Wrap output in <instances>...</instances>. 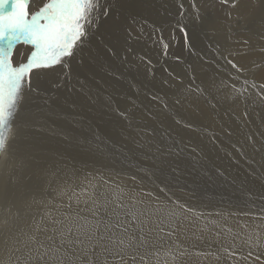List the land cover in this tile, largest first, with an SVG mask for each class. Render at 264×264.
Masks as SVG:
<instances>
[{
	"label": "bare ground",
	"instance_id": "6f19581e",
	"mask_svg": "<svg viewBox=\"0 0 264 264\" xmlns=\"http://www.w3.org/2000/svg\"><path fill=\"white\" fill-rule=\"evenodd\" d=\"M41 2L31 0L29 11ZM100 3L101 13L106 9L107 15L96 14L98 18L86 28L87 37L75 55L65 58L67 66L36 71L32 90L25 87L19 102L6 151L0 155V264H59L61 259L69 264L70 258L74 260L81 248L61 244L50 221L41 225H47V230L37 232V222L46 209L52 210L53 218L72 220L80 202L94 209L98 198L89 194L97 168L113 174L122 203L132 205L135 197L149 208L175 213L173 235L166 241L173 239L180 252L185 249L176 264H264L263 211L242 204L233 207L232 200L215 201L213 204L220 202L223 207L217 205L219 209L188 210L183 198H189V191L179 190L175 183L192 189L203 182L185 171L195 157L186 142L201 140L190 138L197 128L203 136L198 145L205 157L244 184L243 198H251L254 189L264 198V177L245 174L234 162L244 161L246 168L264 174V0ZM208 49L212 52L206 61ZM32 50L31 45L17 44L13 63L26 62ZM225 70L237 86L246 88L236 93L224 86L229 79ZM242 91L259 100L251 105ZM162 94L172 97L171 110L163 112L164 118L153 114L147 119L152 106L145 108L147 112L141 107L155 103ZM114 96L122 99L118 109L127 107L130 124L107 123V118H121L105 116L107 106L115 104ZM185 123L186 142L178 133ZM212 128L222 137H212L217 135L210 133ZM124 130H129L126 137L121 136ZM160 131L162 136H158ZM93 132L125 140L118 143L114 139L115 144L103 153L100 145L104 143H98L100 135L93 136ZM135 148L139 152H134ZM127 158L133 162L127 163ZM81 167L84 172L79 171ZM216 181L222 183L223 179L216 177ZM165 182L171 192L177 189L171 202L160 189ZM200 188L209 195L215 191L222 194ZM225 195L230 199L235 196ZM159 215L136 222L134 228L127 229V238L135 237L139 226L138 233L142 229L146 243L156 241L159 224L166 219ZM91 224L96 226L94 221ZM33 234L34 242L28 239ZM96 250H101L100 245ZM133 253L143 254L140 250L128 252L115 263L126 264ZM137 261L152 264L146 258Z\"/></svg>",
	"mask_w": 264,
	"mask_h": 264
},
{
	"label": "snow or ice",
	"instance_id": "6c2138e0",
	"mask_svg": "<svg viewBox=\"0 0 264 264\" xmlns=\"http://www.w3.org/2000/svg\"><path fill=\"white\" fill-rule=\"evenodd\" d=\"M30 2L31 0H0V155L6 151L11 124L23 98L24 89L27 87L28 90H32L33 74L59 64L66 67L65 58L75 55L77 46L87 37L86 28H90L98 18L96 14L107 15L106 9L101 13L100 0H42L40 6L31 12ZM20 42L31 45L33 50L26 62L14 64L13 49ZM89 195L91 198L92 193ZM131 199L134 204L128 205L117 197L115 207L124 210L125 216L131 217L133 221L144 223L149 215L156 214H160L158 216L160 219L175 217L174 212H166L160 207L149 208L143 201L135 197ZM94 203L107 206L112 201L105 197L103 201L95 200ZM45 220L51 222L52 231L57 234L61 244L66 243L70 247L85 246V240L79 238L81 234L87 241H93L95 228L89 227L81 233L83 225L75 224L69 217L53 218L51 209H46L37 222V232L47 230V225L41 228ZM115 226H120L119 221ZM28 239L36 241V234L29 236ZM109 240L114 247L120 246L111 254L121 260L127 255L125 250L134 251L136 245L134 236H128L127 242L121 237ZM98 246L97 242L92 243L93 250ZM55 251H59V248ZM101 251L108 253L109 249L105 246ZM97 258L98 254L93 256L82 248L81 255L76 256L74 260L70 258L69 264H76L77 261L79 264H96ZM59 264H64V261L61 259Z\"/></svg>",
	"mask_w": 264,
	"mask_h": 264
},
{
	"label": "rangeland",
	"instance_id": "374dc122",
	"mask_svg": "<svg viewBox=\"0 0 264 264\" xmlns=\"http://www.w3.org/2000/svg\"><path fill=\"white\" fill-rule=\"evenodd\" d=\"M172 14L173 13H171V15ZM203 37H202V39H203ZM203 42H205L204 39H203ZM207 52L208 53L206 56V61L208 60L212 51H210V49H208ZM171 55H173V54H171ZM225 73H227L226 78H229V79L225 80L226 84H223L224 86L231 87L232 89H234V91L236 93L238 91H240V89L242 87L246 88V86H243V85L237 86L235 84V82H233L232 79L230 78V77H232V75H230L229 72H227L226 70H225ZM166 92H168V91H166ZM254 92H255V94H257V91H254ZM240 94L246 95L244 91H242V93H240ZM246 98L248 100H250L251 105H255L254 102H257L259 100V98L253 99V96H250V95H246ZM171 99H172L171 96L162 94V96H158L155 98V101H154L155 103H148L144 108L143 107H141V108L145 112H147L148 109H145V108L150 107V105L152 106V108H150L151 113L147 114V117H148L147 119H149V117L153 116V114H154L155 118H164L163 112L167 111L168 109L171 110V108H170L171 107ZM121 101H122V99L116 98L115 104H113L111 106V108L107 106V108L105 110V112H106L105 116L110 117V115L112 116L113 114H116V116L121 117V118H107L108 119L107 123H109V124L115 123L114 125L117 124L116 126L120 125L122 122L130 124L131 118H127V113H126L127 107H124L123 110L118 109V106L120 105ZM135 101L139 102L138 100H135ZM129 102L131 104H134L132 101H129ZM169 115H171V112ZM176 119H177V121H182L181 119H183V118H176ZM116 121H118L120 124L116 123ZM139 121L143 122L142 119ZM183 126H184L183 129L178 131V133L181 136H185V138H182V140L186 142L185 139H187V134L184 133L183 131L185 130L187 124L185 123ZM193 130H194V133L191 134L190 138L192 137L195 139H201L200 141H203V136H200L201 132L197 128H193ZM114 131H116V130H114ZM127 131H129V130L122 131L121 136H123V137L128 136ZM216 131H217L216 129L212 128L210 130V133L217 134ZM117 132H120V130L117 129ZM93 133H94L93 136L96 135L99 137V135H100L98 143H104V146L100 145L102 147L101 148L102 150L100 149V151H102L103 153L105 152L106 148H110L111 146H113L115 144L114 139H117V142L119 141V139H124V138H114V137L109 136V135H107L108 136V138H107V136L105 137L103 135V133H101V132H99V133L93 132ZM162 135H163V133L160 131L158 133V136H162ZM211 136L214 138L219 137V136L222 137L221 135L218 136V134L217 135H211ZM104 138L106 141H104ZM161 139H162V137H161ZM200 141H198V142H200ZM198 142H196L194 144H192L191 142H186V143H188V145L192 146L191 147L192 155L195 157H194V162L192 163V165L188 164V166L185 167V171L189 172L191 175H196L197 177H200L201 179H203L202 184L201 185L197 184L198 186L196 185L195 187H193L191 189V188L185 187L184 183L175 182L177 184L176 187L179 188V190L189 191V193H187V195H189L188 197L190 199L189 198L188 199L183 198L184 203L189 204L187 206V209L188 210L189 209L198 210V209H204L205 207H209V206H215L216 209H219L218 206L219 207H222V206H220V202L213 204L215 201L227 202L228 200H232L233 207L242 204L243 206H245L247 208H257V209L264 212V201H263L264 198H263V196L261 194L255 192L257 190L254 189V190L250 191L251 198L248 199V196L246 198H243L242 195H243V191H244V187H243L244 184L240 183L239 180L235 179L230 174H226V173L221 172L211 162H209V159H207L205 157V151L199 147ZM93 144L95 145L96 142L93 141L92 145ZM171 145H177V144L171 142ZM140 148L142 150L145 149L144 147H140ZM175 149L178 150V148H175ZM182 151H184V150L182 149ZM134 152H139V151L137 148H135ZM174 152H175V150H174ZM184 153H188V152H184ZM109 158L114 159V157H109ZM165 158H167V157H165ZM144 159H146V156H144ZM244 159H245V157H244ZM68 161H76V160L70 159ZM132 162L133 161H131V160H129V158H127V163L131 164ZM234 162H236L241 167V170L245 174H248L250 176H256L259 178L264 177V174L254 170V169L246 168L244 166V161H234ZM73 163H75V162H73ZM95 166H99V164H95ZM159 166H161V165L159 164ZM96 170L97 171H95V178L93 181H91V183L93 182L92 185H94L95 187L90 189V193H92V196L94 198L97 197L98 200H100V201H103L104 198L107 197V199L109 201H112V203H109L107 206L96 205L95 208L91 210V209L87 208L86 204H82L80 202V204H79L80 207L78 209V212L73 217L72 221L76 224H80V225L84 226V228H82L80 230L81 233H83L84 230L89 228V227H93L96 229L92 242L87 241L84 235H82V234L80 235L81 237H79V238L85 240V246H81L80 250H82V248L84 251L88 250L93 256H96L98 254V258L96 259V264H100V263L101 264H116L115 260H117L119 262V259H116L117 257L113 256L111 253L113 251H115L116 248H118L120 246L116 245L114 247L112 245V243L110 242L109 238L115 239L116 237H121V238H124L125 241H127V229L128 228L129 229L134 228L136 221H133L131 219V217H129V216H125L124 210H120V209H117L115 207V201H116V198L118 197V194L116 193V188L119 184L116 183V180H115V177H113V174H111L109 171H105L103 169L101 170V169L97 168ZM79 171L84 172L85 167L79 168ZM98 172H100V173H98ZM104 173H105V175H104ZM106 173L107 174L109 173V174L107 175ZM139 175H137V176H139ZM154 176H157V175L154 174ZM216 177H220L221 179H223V182L220 183V182L216 181ZM103 178H104V180H103ZM197 181H198V179H197ZM166 184L167 183L165 182L164 187L161 186L160 189H163L166 191L163 193L167 196L168 201L171 202V200H173V198L171 197V194H173L175 191H177V189H176V187H174L173 192H171V189H168V186H167L168 184L167 185ZM199 186L200 187H208V188H211L213 190H218V191L222 192V194L218 195V192L215 191V192H213L214 195H213V193H212V195H209V194H207L208 192L205 193V191L200 190L201 188ZM33 187H35V186H28L27 188L32 189ZM171 187H173L172 184H171ZM168 190H170V191H168ZM224 193L229 194L230 196L231 195H235V196H234V198L230 199ZM206 195H207V197H206ZM217 195H218V197H217ZM224 199H226V200H224ZM210 204H212V205H210ZM77 216H80V217H77ZM77 219H79V220L77 221ZM175 220H176V217L166 218L161 222L162 224H159L160 227L158 226L159 228H158V231L156 233L157 239L153 243H146V241L144 240L145 236L143 234L142 229L138 233L139 226H136L137 232H136V230L134 231V235L136 237V245L134 246V251H133V249H126L125 251L127 253L128 252L132 253V252L140 250L143 252V254L142 255H135L133 253V255H130V257L128 256L129 259H127L128 262L126 264H143V263H138V261H137L138 258H141V259L146 258V259L150 260L152 262V264H165V263L166 264H169V263L176 264V261L179 259V255H181V256L185 255V249H181L182 252H180L179 248L174 246L173 239L166 241L167 240L166 237L168 238V235H170V236L173 235L172 231L174 230L173 228H174ZM91 221H94L96 226H93L91 224ZM117 221H119V225H120L119 227L115 226L117 224ZM161 226H162V228H161ZM169 227H170V229H169ZM160 234H162V235H160ZM163 237H165V238H163ZM93 242H97L100 245L101 249L105 246L108 247L109 252L103 253L101 250H96V249L93 250L92 247L87 248ZM171 243L173 246L170 245ZM65 244H64V246L66 247V245H68V244H66V245ZM205 245L206 244H203L201 246H205ZM174 247H175V250H174ZM215 251L219 252L217 250V248H215ZM76 253H77V256H79L81 251H79V252L76 251ZM133 256H135L136 259L135 258L133 259L132 258ZM101 258H103V259L100 260ZM171 258H172V261L170 262L169 259H171Z\"/></svg>",
	"mask_w": 264,
	"mask_h": 264
}]
</instances>
